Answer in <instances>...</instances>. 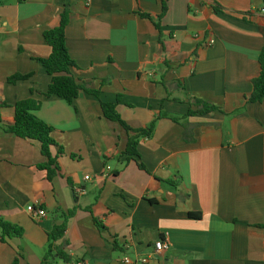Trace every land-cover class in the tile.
Masks as SVG:
<instances>
[{
	"label": "crops",
	"instance_id": "obj_1",
	"mask_svg": "<svg viewBox=\"0 0 264 264\" xmlns=\"http://www.w3.org/2000/svg\"><path fill=\"white\" fill-rule=\"evenodd\" d=\"M263 4L168 0L158 30L161 0H0V116L12 125L16 103L38 101L34 114L53 128L61 166L48 179L41 144L0 129V218L25 231L5 243L0 232V264H42L49 233L73 209L49 264L65 262L56 248L70 261L125 264L159 240L169 247L149 264H264V100L249 102ZM65 11L71 73L100 98L82 93L69 104L41 94L52 81L40 62L51 54L44 33ZM16 74L32 76L9 83ZM118 95L132 129L157 119L136 160L125 155L132 134L102 111L100 101ZM196 99L218 110L187 117ZM32 206L46 217L35 220Z\"/></svg>",
	"mask_w": 264,
	"mask_h": 264
},
{
	"label": "trees",
	"instance_id": "obj_2",
	"mask_svg": "<svg viewBox=\"0 0 264 264\" xmlns=\"http://www.w3.org/2000/svg\"><path fill=\"white\" fill-rule=\"evenodd\" d=\"M264 1V0H263ZM162 13L159 16V21L155 23L158 30L161 29L160 22L168 11V0H161ZM216 11L219 9L215 8ZM144 18L150 19L147 14H142ZM69 22V15L65 11L62 15L60 25L54 29L48 30L44 33V39L51 47V54L48 58L40 60L47 74L52 77L51 84L45 93H41L45 97L57 96L64 99L67 103L73 104L74 101L82 94L87 93L89 95L100 98L101 91L90 89L86 84L81 83L76 79L71 70L74 68L75 62L71 58L66 46L65 30ZM260 74L253 80V93L249 98V102H262L264 100V48L261 52L260 58ZM32 75L16 74L8 78V82L16 84L22 80H28ZM123 95L117 96L116 102H104L100 101L103 114L105 118L111 122L119 124L127 133L132 135L129 137L125 155L128 156L127 160L139 159L138 146L141 139L151 138L155 132L157 119L151 122L147 127L140 129H132L121 117L117 110L118 104L121 102ZM200 108L189 111L187 117L195 116L198 114H206L212 111L218 110L217 107L202 103L196 99L195 102ZM4 104L0 105V109ZM40 108V103L34 99H27L20 101L14 105L15 117L12 125H4L0 116V129L7 134L15 137L37 141L41 144V153L45 157L46 162L39 165V169L47 172L48 179L52 180L55 176L61 173V166L58 162V158L53 156L52 149L57 147L53 137V128L37 118L34 114L36 110ZM175 121L179 119L175 118ZM63 153V148H59V154ZM138 161V160H137ZM142 170H146L145 166L138 163ZM171 184H175L172 182ZM76 209L70 210L66 214L62 215V223L55 225L53 230L49 233V247L48 252L43 260L42 264H49L55 260V243L61 240L66 233L69 220L75 215ZM193 217L198 215L190 214ZM95 223L100 226L98 221ZM0 232L1 241L7 242L8 239L22 238L24 236V229L18 225L12 224L0 218ZM58 257L63 261H70V257L59 248H56ZM14 264H18L15 260Z\"/></svg>",
	"mask_w": 264,
	"mask_h": 264
},
{
	"label": "built area",
	"instance_id": "obj_3",
	"mask_svg": "<svg viewBox=\"0 0 264 264\" xmlns=\"http://www.w3.org/2000/svg\"><path fill=\"white\" fill-rule=\"evenodd\" d=\"M263 8H264V4H263ZM213 44H214V40H210L207 45L212 46ZM107 170H110V167H108ZM86 179H89V177H86ZM75 193L85 194V191L83 189L76 188ZM29 210L35 220L43 219L47 215L45 210L39 207L32 206L29 208ZM168 247H169L168 242L164 240H159L155 243L154 251L152 252L151 255L146 256V257H138L136 260L125 258L124 263L125 264H149L150 259L154 258L157 255L162 254L165 250L168 249ZM63 264H88V263L82 260H74V261L64 262Z\"/></svg>",
	"mask_w": 264,
	"mask_h": 264
}]
</instances>
